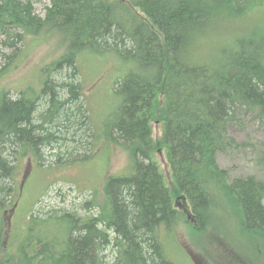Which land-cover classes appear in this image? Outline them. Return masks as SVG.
<instances>
[{
	"label": "trees",
	"instance_id": "trees-1",
	"mask_svg": "<svg viewBox=\"0 0 264 264\" xmlns=\"http://www.w3.org/2000/svg\"><path fill=\"white\" fill-rule=\"evenodd\" d=\"M39 1L0 0V77L25 56L27 38L56 37L63 49L39 91H0V264H175L165 244L183 219L178 199L201 226L231 206L242 230L264 240V179L231 177L218 163L244 147L230 132L244 116L264 123V22L218 36L264 10V0H47L44 13ZM106 65L111 107L98 127L83 82ZM104 140L131 162L107 178L102 202L92 194L82 213L31 212L14 224L25 157L41 167L48 148L54 165L82 162L74 154ZM161 150L171 183L155 159Z\"/></svg>",
	"mask_w": 264,
	"mask_h": 264
},
{
	"label": "rangeland",
	"instance_id": "rangeland-1",
	"mask_svg": "<svg viewBox=\"0 0 264 264\" xmlns=\"http://www.w3.org/2000/svg\"><path fill=\"white\" fill-rule=\"evenodd\" d=\"M46 6L47 0L36 3L38 12L44 13ZM256 22H264V10L253 12L237 27L226 28L218 39L229 40L236 35L248 33L256 27ZM214 42L216 40L209 43ZM24 50L25 56L22 59L14 58L11 62L14 64L0 77V91L9 90L13 95L20 89L33 88L39 91L43 76L49 74V65L63 53L56 37L39 41L27 38ZM6 63L1 59L0 68ZM109 69L106 65L99 75L90 70L83 82V98L91 110V119L97 120L98 127L101 116H105L111 107L106 97L112 80L104 76ZM230 132L240 143L243 142L244 147L234 153L219 154V165L228 169L231 177L254 173L264 179V167L257 164L260 143H264V123L244 116L243 126H233ZM161 134V125L153 123L154 138L159 139ZM73 147L74 144L69 145L70 149ZM61 149L63 159L67 160V148ZM51 152L48 148L44 150L46 161L41 167L36 165L32 156L25 157L21 162L17 180L22 182L23 193L20 206L13 213V222L17 227L31 212L43 214L54 209H65L82 213L81 205L90 200L92 194L102 202L103 186L107 178L125 173L131 162L130 153L126 149L112 143L107 146L105 140L99 145L91 144L82 148L81 154L77 151L74 158L84 156L82 162L54 165L52 163L56 162L57 157L52 156ZM155 159L168 183H171L165 152H156ZM175 205L179 211H183V219L169 232L168 245L165 244L166 252L175 264H264V240H254L242 230L235 212L230 210L231 206L221 208L206 226H201L193 219L190 203L178 199Z\"/></svg>",
	"mask_w": 264,
	"mask_h": 264
}]
</instances>
